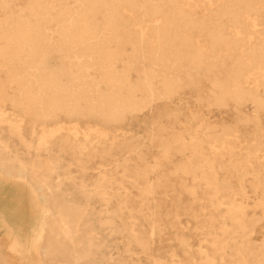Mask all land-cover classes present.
<instances>
[{
    "label": "bare ground",
    "instance_id": "bare-ground-1",
    "mask_svg": "<svg viewBox=\"0 0 264 264\" xmlns=\"http://www.w3.org/2000/svg\"><path fill=\"white\" fill-rule=\"evenodd\" d=\"M263 14L264 0H0V220L16 238L0 239V264H110L117 235L125 253L149 252L165 229L145 208L161 205L172 178L150 174L173 159H183L171 170L181 189L197 198L202 187L210 219L232 226L209 228L212 253L198 260L149 264H264ZM203 82L202 108L185 124L175 126L177 109L158 110ZM203 107L230 115L209 121ZM155 110L160 157L149 161L117 129ZM94 159L113 166L89 181ZM28 218L35 243L23 237Z\"/></svg>",
    "mask_w": 264,
    "mask_h": 264
},
{
    "label": "rangeland",
    "instance_id": "rangeland-1",
    "mask_svg": "<svg viewBox=\"0 0 264 264\" xmlns=\"http://www.w3.org/2000/svg\"><path fill=\"white\" fill-rule=\"evenodd\" d=\"M264 17V14H263ZM207 83L203 82L197 89L183 88L173 99L160 104L158 108L161 113L169 110L170 108H175L179 111L177 117V122L174 123L175 126H180L185 124L191 118V112L196 109L202 108V103L199 101L200 95H205L207 91ZM230 108V106H229ZM229 108H207L203 107L204 116L211 121L217 120L221 116L230 115ZM149 111L139 114L131 115L124 123L118 126V132L124 133L127 137H133V139L140 141L141 149L146 156L147 160L153 161L154 159L160 157V149L155 140L150 139V130L153 127V120L156 117V111ZM243 110L245 112H250L252 107L250 104L243 105ZM165 118V117H163ZM164 121H166L164 119ZM262 123L264 124V115L262 116ZM192 129H194L197 124L196 121H191L189 124ZM116 157L120 160L125 159L128 156L126 150L121 148L115 149ZM65 163L70 162L71 159H65ZM183 159H173V162H166L163 165V170L160 173H151L150 180L156 182L158 177L165 180L166 177L171 176L169 184L162 185L159 188L158 201L161 205H152L151 207H146L145 210L155 209L161 212L162 219L160 222L163 224L164 231L156 234L153 243L151 244L149 252H139V253H125L124 247L127 242L126 237L122 235H117L113 238L114 247L111 249L112 257L114 258L110 264H117L116 259H118V264H132L133 260L136 262H142V264H149L152 258H160L165 261H170L172 259L180 260L182 262L195 261L201 258L202 250L211 251L210 234L207 230L212 232V234H220L221 229H223L226 224L232 226L230 220L225 222L221 220H211V216L208 215L213 211V207L209 204L199 203V199L206 197L203 188H198L197 198L181 189L179 182V175L171 173L173 167L178 164ZM88 180L93 181L96 179L98 169L112 167L113 164L110 163V159H94L88 163ZM73 174L79 175L80 171L77 166H72ZM121 173H117L120 175ZM60 181V178H59ZM59 181H57L59 183ZM187 185L193 184L191 179H186ZM134 196L138 197V191L136 188H131ZM203 202V201H202ZM95 205L100 207L101 203L96 201ZM150 208V209H148ZM177 212L179 216H167L165 213ZM207 213V215H203ZM197 214V215H195ZM27 219V217H26ZM29 219V218H28ZM144 227L149 228L150 223L145 221L142 222ZM27 225V226H25ZM22 230L26 229L29 236H24L25 240L30 243L31 241H36V236L31 232L34 228H37V220L35 218H30L26 221ZM258 232L255 235L256 242L262 249V239L264 238V221L258 225ZM25 230V231H26ZM13 228L9 223H1L0 220V239L8 242L15 240L16 238L9 237L12 233ZM25 231H22L23 233ZM26 231V232H27ZM12 235V234H11ZM262 236V237H261ZM23 238V239H24ZM5 242V243H6ZM23 242V243H24ZM16 243L21 244L19 241ZM9 245V244H8ZM218 257V256H217ZM9 264L13 262L6 257ZM25 264H38L36 259L26 260ZM225 264V263H223Z\"/></svg>",
    "mask_w": 264,
    "mask_h": 264
}]
</instances>
